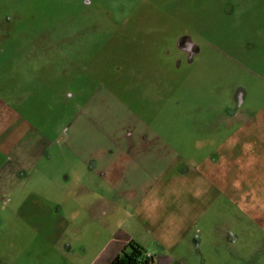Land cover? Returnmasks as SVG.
I'll return each instance as SVG.
<instances>
[{"label": "rangeland", "instance_id": "374dc122", "mask_svg": "<svg viewBox=\"0 0 264 264\" xmlns=\"http://www.w3.org/2000/svg\"><path fill=\"white\" fill-rule=\"evenodd\" d=\"M109 146L119 171L96 181L84 161ZM73 212L91 255L126 233L185 264H264V0H0V255L67 260Z\"/></svg>", "mask_w": 264, "mask_h": 264}, {"label": "crops", "instance_id": "0c3cea01", "mask_svg": "<svg viewBox=\"0 0 264 264\" xmlns=\"http://www.w3.org/2000/svg\"><path fill=\"white\" fill-rule=\"evenodd\" d=\"M126 152H134L138 149L143 148H137L135 146L127 147ZM145 148V147H144ZM126 149V148H125ZM101 155L100 156H91L89 158H86L84 161L86 164H88L89 169L93 172L95 177H98L96 181H102V180H112L115 177V174L118 173L117 166L115 164H108V166L104 165V160H110L112 159L113 155L118 152L119 149L117 147L112 148L109 147H100L99 148ZM139 152V151H138ZM137 152V153H138ZM97 154V153H96ZM129 156V155H128ZM92 164V165H91ZM68 175V174H67ZM89 206L85 205V207H88L89 212ZM58 210H60L58 208ZM87 211V210H86ZM79 213L73 212L69 217L62 222L61 217V224L56 227V243L54 246L61 245V248L58 247V251L60 254L64 255L67 260L63 261H56L53 260H38L35 257L28 261L24 262L23 259L18 257H12L9 255L10 251L4 252V254L0 255V264H108L109 261L120 252L124 244L129 239H135L139 243H141L148 253L154 255V264H185L184 257H181V254H176L173 252L166 251L165 248L161 247L160 245L157 246H151L148 243H145L143 241H139L138 239L132 237L130 234L126 233H120L121 237L119 236L117 239L112 240L110 238L108 242L100 246L93 255L89 253L88 247L86 246L85 242L75 241L73 240L72 232L75 231L77 228L74 226V218L77 217ZM61 215V214H60ZM230 216V215H229ZM228 216V217H229ZM74 222V223H73ZM65 223V224H62ZM216 232L217 237L221 242L224 243V246H226L227 249L232 250L233 252H237V248L239 247L237 241L239 238V233H235L233 230V224L230 221H226L225 224H222ZM203 235V234H201ZM200 232L197 234H194L191 236V241L193 242V245H198L200 240ZM62 242L65 245L62 246ZM53 245V244H52ZM180 247L179 244H176L174 247ZM40 253L38 252L37 256H39ZM40 259V258H39Z\"/></svg>", "mask_w": 264, "mask_h": 264}, {"label": "flooded vegetation", "instance_id": "af4514ba", "mask_svg": "<svg viewBox=\"0 0 264 264\" xmlns=\"http://www.w3.org/2000/svg\"><path fill=\"white\" fill-rule=\"evenodd\" d=\"M177 40L178 41L176 42L177 43L176 45H177V47L179 49V52L181 53V55L184 56V58H185V60L187 62H190L192 60V58H193V55H192L193 50L195 49V44L193 43L191 37H189L188 35L187 36L183 35L181 37H178ZM162 52H163V54L167 53L166 50H162ZM181 55H176L175 56L177 64H179L182 61ZM173 58H174V56H173ZM160 64H158V66L162 67L163 65H160ZM234 89H235V91H233V97L231 98V101H232L231 106L230 107L227 106L226 107V111L224 113L225 117H227V118L235 116L236 111L239 109L240 105L244 101V96H243V94L241 92L242 88L241 87H237V88H234ZM131 136L132 135H129V137H131ZM132 146H135V145L130 144L128 147H132Z\"/></svg>", "mask_w": 264, "mask_h": 264}, {"label": "trees", "instance_id": "16d2710c", "mask_svg": "<svg viewBox=\"0 0 264 264\" xmlns=\"http://www.w3.org/2000/svg\"><path fill=\"white\" fill-rule=\"evenodd\" d=\"M108 264H154V255H147L141 243L129 239Z\"/></svg>", "mask_w": 264, "mask_h": 264}, {"label": "built area", "instance_id": "2783aa9c", "mask_svg": "<svg viewBox=\"0 0 264 264\" xmlns=\"http://www.w3.org/2000/svg\"><path fill=\"white\" fill-rule=\"evenodd\" d=\"M147 255H149V253H147Z\"/></svg>", "mask_w": 264, "mask_h": 264}]
</instances>
